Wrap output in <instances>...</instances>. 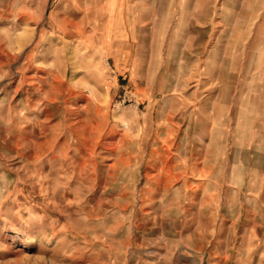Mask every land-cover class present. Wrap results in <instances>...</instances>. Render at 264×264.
I'll use <instances>...</instances> for the list:
<instances>
[{
    "label": "rangeland",
    "instance_id": "obj_1",
    "mask_svg": "<svg viewBox=\"0 0 264 264\" xmlns=\"http://www.w3.org/2000/svg\"><path fill=\"white\" fill-rule=\"evenodd\" d=\"M71 1L0 0V264H264V228H255L253 204H236L234 195L226 198L229 184L224 187L221 165L215 164L216 178L205 187H198L204 182L198 176L194 188L175 183V202L164 186L154 185L145 204L141 194L167 167L160 163L149 169L147 160L113 166L111 153L101 156V149L91 152L81 142L85 120L94 118L99 106L117 126L118 138L125 133L135 138L133 154L147 135L148 147L171 152L168 167L188 165L182 154L176 160L179 144V152L194 148L198 158L208 148H239L250 131L246 116L261 120L254 130L264 145V0L251 7L256 11L247 22V73L231 79L238 90L221 101V84L209 83L207 91H197L195 107L184 102L170 120L164 99L172 94L157 88L160 81L165 86L190 71L181 67L184 45L177 42L190 40L191 23H201V38L212 37V43L199 55L200 67L214 68L215 63L206 65L209 55L213 60L222 53L214 52L207 27L235 20L231 0H149L151 42L139 48L144 58L134 67V77L120 74L95 23H79L84 14L64 8ZM24 30L19 48L15 40ZM186 55L191 68V54ZM189 74L184 78H192ZM198 79L205 81L202 75ZM245 88L248 107L240 106ZM69 89L75 95L68 99ZM189 89L173 97L183 102ZM217 115L228 123L209 121ZM129 192L137 193L134 201ZM121 194L128 195L122 199Z\"/></svg>",
    "mask_w": 264,
    "mask_h": 264
},
{
    "label": "crops",
    "instance_id": "obj_2",
    "mask_svg": "<svg viewBox=\"0 0 264 264\" xmlns=\"http://www.w3.org/2000/svg\"><path fill=\"white\" fill-rule=\"evenodd\" d=\"M231 2L234 9L233 15L235 16V20H229L228 23H224L223 26H221V23H210L213 24V26L210 25L207 27L209 28V32H213L214 52L218 50V52L222 53L213 60L211 59L212 56L209 55L210 57H208L206 65L215 63L216 66L214 68L206 66L201 70L200 67L201 60L199 55L205 51L207 45L212 43V37L207 41L201 38V30L199 26L201 23H191L193 31L190 40L187 39L186 41L177 42L179 45H184L182 46V52L185 57L182 56L181 67L189 68V75L193 76L192 81L188 83V87H190L188 90L189 94L186 99H183V104L185 102L184 105L187 107L196 106L195 95L197 91L200 89L205 91L207 84L209 83H220L221 88L219 89V99L221 101H225V99L226 101L229 100L231 96L230 94L238 90L237 87H233L231 79H233V76L238 75L239 77H242L247 73L246 43L249 27L247 22L250 21L248 20L249 18H253L252 14L256 11L251 9L252 5L255 4L256 6H259L258 3L262 1L247 0L246 5L240 0H231ZM149 5V0L147 3L144 2L143 4H135L134 0H117V12L119 13L118 17L122 25V34L115 38L114 43L117 45V48H114L109 52V57L120 65V74L129 73L134 77V67L137 65L139 66L140 58H144L139 56V48L142 47V44L146 47V44L149 45L151 42L150 29L152 23V11L151 6ZM237 35L239 36L238 40H236ZM233 42L234 45L239 43V47L231 48V46H227L231 45ZM188 52L191 54V68L187 64L189 58L186 53ZM244 68L245 71H243ZM139 71L141 70L139 69ZM188 72H185V74L188 75ZM139 75L141 76V74ZM199 75H202L203 79L207 82L200 79L196 81V78ZM184 89L185 87L183 90ZM241 91L244 95L242 97L243 100L240 101V103H242L240 106L243 105L244 107H248L249 101L246 96L248 88ZM254 91L259 92V89H252V92ZM190 95H193L192 104L188 103V96ZM252 98L253 96L251 99ZM169 100L180 101L179 99H175L173 95H171L170 98L164 99V101ZM164 101L161 102L163 103ZM252 103H254V101ZM257 104L256 100V105L254 106L257 107ZM220 106L221 105H215V107L218 108H220ZM247 113H249V110ZM217 117L218 115L211 116L209 117V121L215 123H228V120L225 119V117L222 119V115L220 118ZM194 122H196V120ZM244 122L250 125V131L245 133L248 138L245 140L241 139L242 142L240 143V147L234 149V151L233 149H227L225 145H223V147L217 151L208 148L204 153V156L198 158V156H194L195 149L192 148L193 151L190 164L194 171L190 172L189 176L182 177L181 180L176 182V185L181 183V188L183 189L184 184L187 181L189 185L191 184L190 187L194 188L196 185L193 184V179L198 176L200 181H204L203 183L198 184V187H205L206 184H208V181L216 178L214 169L215 164H219V166L221 165L224 170V187L229 184V186H227L228 192L226 193V198H231L232 195H234L236 198V204L238 202L241 204H246L247 202L253 204L251 212H253L254 215L255 228L258 230L264 228V145L259 142L261 135L254 130V125H258L261 120L257 116L250 118L246 116ZM178 137L179 134L176 136V139ZM178 153L179 151L176 149V156H174L177 161H179L180 154ZM181 157L183 156L181 155ZM181 161L184 163L183 159ZM176 164H179V162H176ZM189 179H192V183H189ZM252 194H255L254 197H252ZM203 197H207L208 199L210 196L206 195Z\"/></svg>",
    "mask_w": 264,
    "mask_h": 264
},
{
    "label": "bare ground",
    "instance_id": "obj_3",
    "mask_svg": "<svg viewBox=\"0 0 264 264\" xmlns=\"http://www.w3.org/2000/svg\"><path fill=\"white\" fill-rule=\"evenodd\" d=\"M62 1L65 2V0H62ZM63 5H64V8L68 11H70V10L78 11V12H80V13L82 12L84 14L79 23H86V22L87 23H95V25H94L95 31L97 32L99 29H101L102 39L106 43L107 52H111L112 49L117 48V45L114 43V40L116 37L120 36V31H121L119 29V27H120L119 25L121 22H120L119 17H118L119 13L117 12V0H72L71 5H67L64 3H63ZM66 23H70V22L67 21ZM99 26L101 28H99ZM24 34H25V30L22 33H20L19 35H17V38L15 40V44L19 48L23 44ZM185 75L186 74L184 72L177 74L175 76V79L174 80L170 79V81H168L165 86L162 83L163 80L161 79L162 81H160V83L158 84L159 86L157 88L158 92L164 91V92H170V94H172V95L177 94L179 91L183 90L184 87L186 88L189 85L188 84L189 81H191L193 79V76H192V78L189 77V78L185 79L184 78ZM54 88L57 89L58 87H54ZM64 90H60L61 93H63ZM68 92H69V94L67 96L68 99L75 95V89H69ZM104 96L106 98L105 103H108L109 93L108 92L104 93ZM188 99L189 100L192 99V96L190 95L188 97ZM113 103L115 106H118V107L122 105V102L113 101ZM156 104H157V101H156V103H154V107L156 106ZM182 104H183V102H179V101H175V100H169L168 102H166L165 107L169 111L166 116L169 120L171 118L175 117L174 116L175 112H179V111L181 112L180 108H184ZM87 106H92V103L88 102ZM92 108H94V106ZM61 109H63V107H61ZM94 109H95L96 116L94 118L92 117V118L85 120L84 124H86L87 126L85 125V127L81 129L83 132H85V136L83 135V138L81 139L83 146H85L86 148H90L91 152H94L96 150L95 153L97 152L98 149H101V152L99 153V155H101V156H103L104 151H106V153L107 152L111 153L115 157V162H114L113 166L114 165L115 166L132 165V163L136 162V161L138 163L140 162V164H141L143 161L147 160L148 164H149V162L151 163L150 166L148 165L149 166L148 168L153 170L160 163L163 164L165 167H167V170L165 171V173L162 172L164 169H161L159 171L160 173L162 172L163 174L162 173L159 174L160 176L156 180V182H152L153 179L150 180V182H149L150 187L147 190L143 191V193L141 194L142 199H140V200L146 204V202L150 198L148 194L153 192L154 185H156V186L158 185L160 187L164 186L165 192L171 196V198H169V200L175 202L176 198H175V196H173L174 193L176 192V190L173 191L174 184L177 181L181 180L182 177L189 176L190 172L194 171L191 164H190V160L192 157V151H193L192 148H189L188 153L183 154V152H179L180 154H182L185 161L188 163V165L185 166V168L183 165H180V163L175 164V165H171L168 167V165L170 163H172V160H173V156L170 154L171 152H168V150L167 151L163 150L164 147H163V149L161 147H158V148L157 147L152 148V146L148 147L147 137H146L147 135H145L144 137L141 136V139L144 138V140H140V141H143V146L139 148L138 155H135V154H133L134 149L131 147V145L134 144L133 140H135V138L133 136L129 135L128 133H125L124 136L118 138L117 134H116V129H115L117 126H115V124H110L109 117L108 116L106 117L104 115L105 112L103 110V107L95 106ZM148 120H149V118H148ZM152 122H154V118L146 126H145V124L143 125V126H145L144 128L147 129L146 131H148V129H151V127L153 126ZM136 125H137V122H136ZM136 125L133 127H129V129L130 130L135 129ZM189 127L191 129L192 124ZM145 134H147V132H145ZM157 136L159 137L160 133L159 134L157 133ZM160 144H161V142H160ZM174 146H175V144H174ZM180 148H181V144H179V146H178V151H180L179 150ZM154 156H155V158H154ZM152 157H153V159L151 160ZM87 162L88 161L86 160L83 165L85 166V164ZM77 170H79V169H77ZM190 186H191V184L189 185L188 182L186 181L183 188H185V187L188 188ZM121 189L124 190L125 188L122 187ZM172 192H173V194H172ZM129 194H130L129 196L131 198H133V201H134V198L137 196V193L134 194V193L129 192ZM127 195L128 194H121L120 198L125 199L127 197ZM138 196H139V194H138ZM100 205H101V203H100Z\"/></svg>",
    "mask_w": 264,
    "mask_h": 264
}]
</instances>
